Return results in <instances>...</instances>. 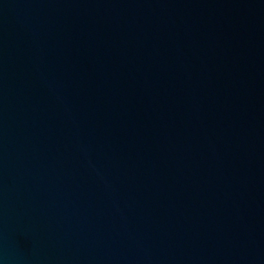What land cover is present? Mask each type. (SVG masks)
<instances>
[{
	"label": "water",
	"instance_id": "1",
	"mask_svg": "<svg viewBox=\"0 0 264 264\" xmlns=\"http://www.w3.org/2000/svg\"><path fill=\"white\" fill-rule=\"evenodd\" d=\"M0 264H264V0H0Z\"/></svg>",
	"mask_w": 264,
	"mask_h": 264
}]
</instances>
